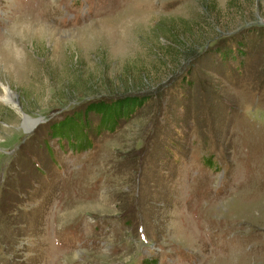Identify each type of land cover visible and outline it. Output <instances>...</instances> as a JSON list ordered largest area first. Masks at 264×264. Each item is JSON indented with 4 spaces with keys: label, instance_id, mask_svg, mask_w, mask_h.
<instances>
[{
    "label": "rangeland",
    "instance_id": "1",
    "mask_svg": "<svg viewBox=\"0 0 264 264\" xmlns=\"http://www.w3.org/2000/svg\"><path fill=\"white\" fill-rule=\"evenodd\" d=\"M0 15V264H264V0Z\"/></svg>",
    "mask_w": 264,
    "mask_h": 264
},
{
    "label": "trees",
    "instance_id": "2",
    "mask_svg": "<svg viewBox=\"0 0 264 264\" xmlns=\"http://www.w3.org/2000/svg\"><path fill=\"white\" fill-rule=\"evenodd\" d=\"M204 8H206V6H204ZM191 44V40H187V45ZM139 102H138V98L137 97H133V96H126V97H122V98H119L118 100H116L114 102L113 105H118V107H122L123 109H125L126 107H134L135 105H137ZM127 105V106H126ZM106 106L108 105H105L104 103H100V104H96L95 106H92L90 107L92 110H100V109H104L106 108ZM131 108V109H132ZM105 110V109H104Z\"/></svg>",
    "mask_w": 264,
    "mask_h": 264
},
{
    "label": "bare ground",
    "instance_id": "3",
    "mask_svg": "<svg viewBox=\"0 0 264 264\" xmlns=\"http://www.w3.org/2000/svg\"><path fill=\"white\" fill-rule=\"evenodd\" d=\"M6 92H7L6 97H7L8 100H10V96H11L10 94H11V93H10L9 91H6ZM5 101H6V98H5ZM23 120H24V126H23V127H24V129L27 131L28 128H30L31 125H33V124H29L27 127H25V124H27L29 120H28L27 118H26V119L24 118ZM30 123H32V122H30Z\"/></svg>",
    "mask_w": 264,
    "mask_h": 264
},
{
    "label": "snow or ice",
    "instance_id": "4",
    "mask_svg": "<svg viewBox=\"0 0 264 264\" xmlns=\"http://www.w3.org/2000/svg\"><path fill=\"white\" fill-rule=\"evenodd\" d=\"M7 18L6 17H3L2 15H0V23H4V21L6 20ZM2 30V29H0Z\"/></svg>",
    "mask_w": 264,
    "mask_h": 264
},
{
    "label": "water",
    "instance_id": "5",
    "mask_svg": "<svg viewBox=\"0 0 264 264\" xmlns=\"http://www.w3.org/2000/svg\"><path fill=\"white\" fill-rule=\"evenodd\" d=\"M28 130H29V128H28Z\"/></svg>",
    "mask_w": 264,
    "mask_h": 264
}]
</instances>
